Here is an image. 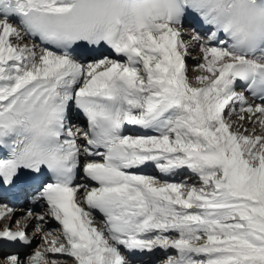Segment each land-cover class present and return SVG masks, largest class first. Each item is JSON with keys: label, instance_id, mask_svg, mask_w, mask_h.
Segmentation results:
<instances>
[{"label": "snow or ice", "instance_id": "obj_1", "mask_svg": "<svg viewBox=\"0 0 264 264\" xmlns=\"http://www.w3.org/2000/svg\"><path fill=\"white\" fill-rule=\"evenodd\" d=\"M0 264H264V0H0Z\"/></svg>", "mask_w": 264, "mask_h": 264}, {"label": "bare ground", "instance_id": "obj_2", "mask_svg": "<svg viewBox=\"0 0 264 264\" xmlns=\"http://www.w3.org/2000/svg\"><path fill=\"white\" fill-rule=\"evenodd\" d=\"M185 29L186 30H190V24H188V23H185ZM198 53H193V55H197ZM187 65H188V68H189V76H195L197 73L195 72V71H192V69H193V61H192V59L190 58L188 61H187ZM21 204H22V202H21ZM51 227H56V225L53 223L52 225H51ZM40 244V241L39 240H37L35 243H34V245H33V247H36L37 245H39Z\"/></svg>", "mask_w": 264, "mask_h": 264}]
</instances>
